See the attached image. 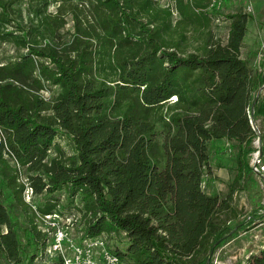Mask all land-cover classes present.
I'll return each mask as SVG.
<instances>
[{"label": "trees", "instance_id": "trees-1", "mask_svg": "<svg viewBox=\"0 0 264 264\" xmlns=\"http://www.w3.org/2000/svg\"><path fill=\"white\" fill-rule=\"evenodd\" d=\"M25 1L0 0V46L17 51L0 62V264H23L26 246L41 244L37 219L57 207L39 215L27 188L79 199L89 237L125 238L114 251L122 262L212 264L262 217L238 220L232 202L235 184L254 172L251 113L264 118V72L242 55L251 15L227 14L222 42L209 31L213 0H29L27 21ZM68 16L70 39L61 33ZM52 87L59 92L48 99ZM217 139L238 143L226 198L202 186ZM251 264H264V248Z\"/></svg>", "mask_w": 264, "mask_h": 264}, {"label": "rangeland", "instance_id": "rangeland-1", "mask_svg": "<svg viewBox=\"0 0 264 264\" xmlns=\"http://www.w3.org/2000/svg\"><path fill=\"white\" fill-rule=\"evenodd\" d=\"M161 6H172L169 0H157ZM58 4L53 3L49 10L55 12ZM29 0L22 6L25 20H28ZM246 12L251 15L247 25L245 46L242 50L243 57L252 55V69L254 73L264 72V0H213L209 12L213 14L210 26L211 36L214 40L226 42L230 30L231 21L226 18L229 13ZM179 18L174 12V20ZM21 22V21H20ZM74 32L73 21L68 16V23L61 33L66 39H70ZM193 35V30L189 31ZM197 38L198 36H194ZM203 39H198L194 47L199 46ZM17 51L12 44L0 46V62L14 59ZM59 92L58 87L44 91L46 98L50 99ZM257 126L264 133V118L255 119ZM59 142L70 150L64 139ZM264 148L263 142H260ZM210 170H206L202 179L204 191L209 195L228 197L231 193V185L238 174V143L217 139L210 144ZM252 161V160H251ZM264 162V157L262 159ZM253 164V162H252ZM25 180V175H23ZM26 201L31 203L34 210L42 215L38 208L55 202L57 205L53 213L37 219L41 244H29L24 249L25 260L23 264H103L106 250H125L127 242L123 236L115 234H102L89 237L85 231L86 224L82 216L79 199L74 202L62 190L53 195H34L30 190L25 191ZM53 200V201H52ZM232 202L239 209L238 220H244L249 215L259 212L262 217L246 230L219 247L212 264H251L253 257L261 254L264 248V170H254L245 174L235 184L232 193ZM17 222V229L22 244L27 243L24 228L27 226L26 214L17 207L13 213ZM236 222V221H235ZM101 241L104 242L103 245ZM58 246V247H57ZM6 261H3L5 263ZM121 264H128L122 262Z\"/></svg>", "mask_w": 264, "mask_h": 264}, {"label": "built area", "instance_id": "built-area-1", "mask_svg": "<svg viewBox=\"0 0 264 264\" xmlns=\"http://www.w3.org/2000/svg\"><path fill=\"white\" fill-rule=\"evenodd\" d=\"M264 89L262 88L260 90V92H262ZM251 121L252 124L254 126V129L256 130V132L258 133V137L255 140V147H256V151L253 153L252 156V161H251V165L253 167L254 170L258 171V170H264V162H262L263 159V152H262V146H261V130L259 129V127L257 126L256 122H255V118L253 117V111L251 113ZM253 162V164H252ZM27 190H29V188H27ZM31 190V188H30ZM32 191V190H31ZM104 242L101 241V244L103 245ZM58 247V246H57ZM104 263L103 264H121L122 260L120 258V256L110 250H106L104 252Z\"/></svg>", "mask_w": 264, "mask_h": 264}]
</instances>
